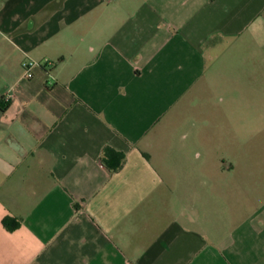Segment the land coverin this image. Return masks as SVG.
Here are the masks:
<instances>
[{
    "label": "crops",
    "instance_id": "obj_1",
    "mask_svg": "<svg viewBox=\"0 0 264 264\" xmlns=\"http://www.w3.org/2000/svg\"><path fill=\"white\" fill-rule=\"evenodd\" d=\"M263 43L264 0H0V264H264V146L222 141Z\"/></svg>",
    "mask_w": 264,
    "mask_h": 264
},
{
    "label": "rangeland",
    "instance_id": "obj_2",
    "mask_svg": "<svg viewBox=\"0 0 264 264\" xmlns=\"http://www.w3.org/2000/svg\"><path fill=\"white\" fill-rule=\"evenodd\" d=\"M242 67H238L237 94L230 118L236 132L232 137L223 133L222 141L264 146V43L260 47L253 45Z\"/></svg>",
    "mask_w": 264,
    "mask_h": 264
},
{
    "label": "built area",
    "instance_id": "obj_3",
    "mask_svg": "<svg viewBox=\"0 0 264 264\" xmlns=\"http://www.w3.org/2000/svg\"><path fill=\"white\" fill-rule=\"evenodd\" d=\"M38 63L32 59H29L22 64V77L24 78H31L33 76V69ZM46 66H51L53 64L52 61L46 60L44 63ZM14 82V81H13ZM13 91H14V83H10L8 90L5 93V98L10 99L13 97Z\"/></svg>",
    "mask_w": 264,
    "mask_h": 264
},
{
    "label": "trees",
    "instance_id": "obj_4",
    "mask_svg": "<svg viewBox=\"0 0 264 264\" xmlns=\"http://www.w3.org/2000/svg\"><path fill=\"white\" fill-rule=\"evenodd\" d=\"M104 154L106 156V158H112L114 155H115V152L112 151L111 149H108L106 148L105 151H104ZM118 156V166H120V164L122 163V159H123V155L122 154H119L117 155ZM11 219L10 217H5L2 221L3 225L7 228V229H11V226H10V222H11Z\"/></svg>",
    "mask_w": 264,
    "mask_h": 264
}]
</instances>
